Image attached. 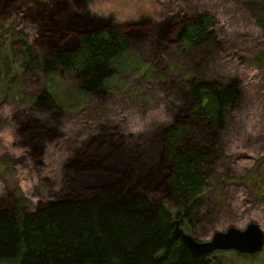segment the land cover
<instances>
[{
  "label": "rangeland",
  "instance_id": "rangeland-1",
  "mask_svg": "<svg viewBox=\"0 0 264 264\" xmlns=\"http://www.w3.org/2000/svg\"><path fill=\"white\" fill-rule=\"evenodd\" d=\"M75 2L0 3V57L8 60V67L0 62V196L21 198L33 211L59 192L71 154L92 137L107 130L130 141L170 125L180 107L174 84L238 79L243 99L229 114L217 160L208 163L209 181L193 216L192 236L209 242L217 232L245 230L252 223L264 232V0H81L90 18L112 26L165 28L205 14L216 22L217 45L178 44L157 30L133 35L132 48L113 66L104 99L81 95L72 74L45 78L30 65L31 57L50 51L35 14L56 3L73 11ZM23 42L32 51L23 54ZM49 89L55 90L61 110L44 115L28 104ZM32 117L51 134L38 159L19 133ZM213 259L217 264H264V249L255 256L217 252Z\"/></svg>",
  "mask_w": 264,
  "mask_h": 264
},
{
  "label": "trees",
  "instance_id": "trees-1",
  "mask_svg": "<svg viewBox=\"0 0 264 264\" xmlns=\"http://www.w3.org/2000/svg\"><path fill=\"white\" fill-rule=\"evenodd\" d=\"M69 8L56 3L35 14L50 51L29 61L45 78L74 75L78 92L91 99L105 98L113 66L132 48L135 34L157 30L178 44L218 43L216 22L206 14L165 28L121 27L90 18L81 0L73 9L81 14ZM22 44L23 54L32 51ZM0 62L8 67L6 57ZM174 85L180 107L170 125L130 141L107 130L92 137L71 154L59 192H50L33 211L21 198L0 196V264H217L213 255L193 259L182 239L171 235L181 219L186 232H195L208 163L221 152L229 114L241 103L243 89L238 79ZM29 103L44 115L61 110L54 89ZM38 122L32 117L19 130L36 159L51 136Z\"/></svg>",
  "mask_w": 264,
  "mask_h": 264
},
{
  "label": "water",
  "instance_id": "water-1",
  "mask_svg": "<svg viewBox=\"0 0 264 264\" xmlns=\"http://www.w3.org/2000/svg\"><path fill=\"white\" fill-rule=\"evenodd\" d=\"M183 219L176 222L171 239L181 238L191 257L199 260L217 252L235 251L255 256L264 249V232L257 224H250L245 230L230 228L226 232H217L209 242H199L182 228Z\"/></svg>",
  "mask_w": 264,
  "mask_h": 264
}]
</instances>
